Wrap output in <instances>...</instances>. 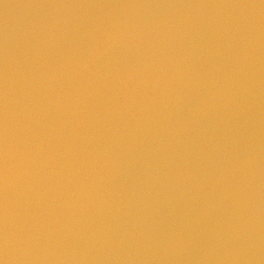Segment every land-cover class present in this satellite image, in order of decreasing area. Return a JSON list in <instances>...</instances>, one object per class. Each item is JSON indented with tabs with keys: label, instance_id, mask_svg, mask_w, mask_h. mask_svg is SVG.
I'll list each match as a JSON object with an SVG mask.
<instances>
[{
	"label": "water",
	"instance_id": "1",
	"mask_svg": "<svg viewBox=\"0 0 264 264\" xmlns=\"http://www.w3.org/2000/svg\"><path fill=\"white\" fill-rule=\"evenodd\" d=\"M22 88L0 264H264V0H0Z\"/></svg>",
	"mask_w": 264,
	"mask_h": 264
},
{
	"label": "snow or ice",
	"instance_id": "2",
	"mask_svg": "<svg viewBox=\"0 0 264 264\" xmlns=\"http://www.w3.org/2000/svg\"><path fill=\"white\" fill-rule=\"evenodd\" d=\"M21 106L18 109L20 115L19 123L22 125L20 131L14 137L9 136L8 131V110L5 104L0 109V188L7 191V181L14 173H24L35 163L31 152V146L35 140V134L31 129H27L26 117L31 113L33 105L27 99L29 93L26 88L21 89ZM6 95V93H5ZM27 129V130H26ZM15 144V149L12 144ZM31 224L25 222L22 228L27 230ZM11 243L9 229L5 226L0 230V246L7 252Z\"/></svg>",
	"mask_w": 264,
	"mask_h": 264
},
{
	"label": "clouds",
	"instance_id": "3",
	"mask_svg": "<svg viewBox=\"0 0 264 264\" xmlns=\"http://www.w3.org/2000/svg\"><path fill=\"white\" fill-rule=\"evenodd\" d=\"M8 253H10V247H9V249H8V251H7Z\"/></svg>",
	"mask_w": 264,
	"mask_h": 264
}]
</instances>
